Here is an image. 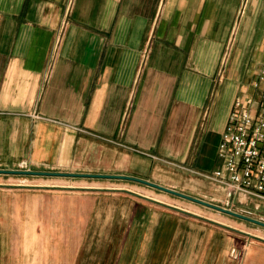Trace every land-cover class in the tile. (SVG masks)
Segmentation results:
<instances>
[{
	"label": "crops",
	"instance_id": "crops-1",
	"mask_svg": "<svg viewBox=\"0 0 264 264\" xmlns=\"http://www.w3.org/2000/svg\"><path fill=\"white\" fill-rule=\"evenodd\" d=\"M263 67L264 0H0V170L225 206L199 174ZM205 210L131 181L0 175V264H209L226 226ZM239 233V264H264V238Z\"/></svg>",
	"mask_w": 264,
	"mask_h": 264
},
{
	"label": "built area",
	"instance_id": "built-area-1",
	"mask_svg": "<svg viewBox=\"0 0 264 264\" xmlns=\"http://www.w3.org/2000/svg\"><path fill=\"white\" fill-rule=\"evenodd\" d=\"M254 95L236 99L217 147L219 165L199 174L227 193L231 202H264V67L252 82Z\"/></svg>",
	"mask_w": 264,
	"mask_h": 264
},
{
	"label": "rangeland",
	"instance_id": "rangeland-1",
	"mask_svg": "<svg viewBox=\"0 0 264 264\" xmlns=\"http://www.w3.org/2000/svg\"><path fill=\"white\" fill-rule=\"evenodd\" d=\"M239 198L241 197H238L233 203H230L231 199H228V204L218 206L264 221V202L250 197L244 203H238ZM205 212L210 214L211 218L216 220V222L226 226L220 231V235L214 234L215 230L211 232L210 243L206 247L205 252H203L201 259L209 261V264H219L224 259L228 264H239V262L245 260L240 249L252 239L248 238L245 233H239L241 230L254 234L258 238H264V228L262 227L218 213L212 209L209 211L205 210ZM207 248H209V251H207Z\"/></svg>",
	"mask_w": 264,
	"mask_h": 264
},
{
	"label": "water",
	"instance_id": "water-1",
	"mask_svg": "<svg viewBox=\"0 0 264 264\" xmlns=\"http://www.w3.org/2000/svg\"><path fill=\"white\" fill-rule=\"evenodd\" d=\"M0 175H17V176H41V177H68V178H96V179H114V180H123L136 182L153 189L165 192L167 194L182 198L184 200L193 202L195 204L204 206L206 208L215 210L219 213L240 219L242 221L251 223L253 225L264 228V221L252 218L250 216L235 212L231 209L221 207L207 201L186 195L184 193L160 186L158 184L142 180L130 176H119V175H102V174H74V173H60V172H36V171H26V170H0Z\"/></svg>",
	"mask_w": 264,
	"mask_h": 264
}]
</instances>
